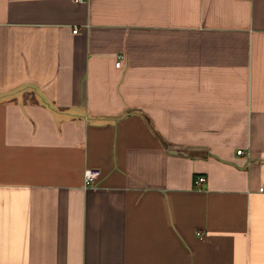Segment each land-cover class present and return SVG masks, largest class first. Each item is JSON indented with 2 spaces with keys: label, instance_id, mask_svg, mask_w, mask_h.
Masks as SVG:
<instances>
[{
  "label": "crops",
  "instance_id": "crops-1",
  "mask_svg": "<svg viewBox=\"0 0 264 264\" xmlns=\"http://www.w3.org/2000/svg\"><path fill=\"white\" fill-rule=\"evenodd\" d=\"M261 188L264 0H0V264H264Z\"/></svg>",
  "mask_w": 264,
  "mask_h": 264
},
{
  "label": "built area",
  "instance_id": "built-area-1",
  "mask_svg": "<svg viewBox=\"0 0 264 264\" xmlns=\"http://www.w3.org/2000/svg\"><path fill=\"white\" fill-rule=\"evenodd\" d=\"M76 2H83L86 0H75ZM78 28H76L74 30V32H77ZM123 59V55L119 56V60L117 61V65L120 66L121 65V61ZM239 154H243V150H239L238 151ZM101 172L98 169H87L85 171V181L87 184H93L95 182V180L100 176ZM206 181V177L199 175L195 178V185L199 186L201 183ZM262 191H264V188H261Z\"/></svg>",
  "mask_w": 264,
  "mask_h": 264
}]
</instances>
